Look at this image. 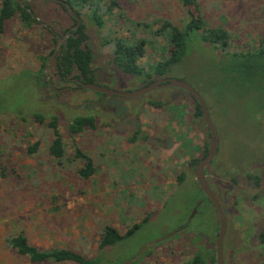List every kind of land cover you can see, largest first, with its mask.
<instances>
[{
    "label": "rangeland",
    "instance_id": "1",
    "mask_svg": "<svg viewBox=\"0 0 264 264\" xmlns=\"http://www.w3.org/2000/svg\"><path fill=\"white\" fill-rule=\"evenodd\" d=\"M114 1L113 17L104 16L103 27L82 11L94 54V84L134 92L146 87L148 73L127 75L110 66L111 42L148 40L139 61L146 67L172 50L154 35L159 27L155 22L167 19L182 26L187 14L177 0ZM198 1L208 24L230 33L229 51L260 46L264 0ZM32 4L38 24L27 29L16 18L0 35V264H31L6 244L16 232H25L41 249L71 248L91 257L98 253L106 226L125 235L147 217L130 238L108 248L107 259L118 264H182L201 254L206 262L214 261L218 214L193 174L178 182L196 159L205 157L210 143L204 119L195 115L194 99L172 87L137 98H107L62 82L54 73L55 60L49 74L56 87L68 90L55 95L38 87L35 72L56 48L54 36L63 39L73 21L55 2ZM221 60L223 51L193 41L186 57L158 79L186 81L210 109L219 149L206 175L228 218L224 264H263L264 244L258 235L264 230V82L237 78L230 57ZM34 111L61 116L66 149L61 164L49 153L51 129L34 120ZM77 115L95 116L96 129L71 134L67 126ZM36 143L37 151L30 153ZM75 146L94 161L96 173L88 179L77 173L83 162L75 159ZM251 174L260 177L259 185Z\"/></svg>",
    "mask_w": 264,
    "mask_h": 264
},
{
    "label": "trees",
    "instance_id": "2",
    "mask_svg": "<svg viewBox=\"0 0 264 264\" xmlns=\"http://www.w3.org/2000/svg\"><path fill=\"white\" fill-rule=\"evenodd\" d=\"M35 1L36 0L25 2L24 6H22L15 0H2L0 6V35L5 32L7 23L16 18H18L22 26L27 29H31L35 24H38L40 18L32 4V2ZM62 1L67 3L80 18L83 16L82 11L85 10L87 16L91 18L92 22L95 23L97 27H103L106 24L104 16L108 15L110 19L113 17V9L117 6L114 0H109L110 4L108 0ZM177 2L185 9L187 14L186 20L182 26H177L167 19H160L155 22L159 27L154 31V35L165 39L172 47L170 54L166 58L145 67L141 65L139 61L145 56V47L149 41L145 39L129 41L124 38H116L111 42L114 45V49L111 53L109 65L127 75L142 77L143 73H148L146 77L147 86L152 84L159 77H165L172 67L179 64L188 54L190 43L195 41L208 44L215 50L223 51L222 62L227 57H230L232 60L231 62H234L233 69L238 75L237 78L246 77L251 81L253 78H256L264 82V38L261 40L258 48L251 49L247 52H231L229 51L231 45L230 33L222 27H211L208 24L202 12V5L198 0H177ZM55 3L73 21V26L65 31V34L69 31L71 33L67 39V43L63 46L64 49L56 58L55 76L62 78V80L72 76L82 82L94 83L96 74L92 66L94 54L87 43L88 35L86 26L82 21L81 25L74 30V27L77 25L76 18L69 13L64 3ZM143 27L148 28L150 25L144 24ZM53 40L57 43V36H54ZM54 50L44 59L42 70L35 72V80L38 87L47 88L51 93L59 95L51 88L45 75V67ZM77 86L81 88V85L78 84ZM260 90H264V87H261ZM194 101L197 104L195 115L203 118L200 104L195 99ZM58 103L60 107H67V105L61 104V102ZM152 106L160 107V103H152ZM32 116L36 122L40 124L46 123L51 129L53 140L49 146V153L61 164L66 156L63 135L60 131L61 116L59 113L51 112L46 114L42 111H34ZM22 119L27 120V117L24 116ZM96 120V117L92 115L73 116L71 117L67 129L71 134H79L86 129H96ZM209 144L206 145L205 156L208 153ZM38 146V143L32 145L29 148V152H36ZM74 157L76 160L83 162V165L77 170L81 178L88 179L96 173L93 159L78 146H75ZM201 160L202 159H196L193 166L189 168L192 173L189 170H185L178 176L179 184H183L192 174L193 178H195V183L198 184L196 180V166ZM249 178L255 180L256 184L259 185L260 177L258 175L251 174ZM149 218L150 217H147L143 223H146ZM143 223L136 224L125 235L121 234L113 226H106L101 234L98 253L91 257H87L71 248L52 247L49 249H41L33 245L23 231L16 232L9 236L6 239V244L19 256L27 259L31 264H108V262L109 264H118L114 262L110 256L109 259L106 258L108 248L114 247L123 240L130 238ZM258 239L261 244H264V230L259 233ZM208 261L206 262L204 260L203 255L195 254L182 264H208ZM213 263L217 264V256L214 257V261H209V264Z\"/></svg>",
    "mask_w": 264,
    "mask_h": 264
},
{
    "label": "water",
    "instance_id": "3",
    "mask_svg": "<svg viewBox=\"0 0 264 264\" xmlns=\"http://www.w3.org/2000/svg\"><path fill=\"white\" fill-rule=\"evenodd\" d=\"M15 1H17L22 6H24L25 2H30L31 0H15ZM47 1H55V2L64 3L62 0H47ZM64 5L66 6L69 13L77 20V25L74 27V30H76L81 25L82 20L79 16L75 14L74 10L67 3H64ZM69 33L70 32H68L66 37L70 36ZM65 44H66V41H65ZM59 46L57 47V49L59 48ZM56 53H57V50L52 54V56L50 57L45 67L46 78L48 80L49 85L52 86L53 88H54V85H53L51 76L49 74V69L51 67L52 61ZM76 82L77 84L81 85L82 89L92 90V91L102 93L107 98L112 97V96H125V97L137 98V97H142L144 95H147L150 92L157 90L159 88H163V87L178 88V89H183L184 91L189 93L200 104L204 121L206 123V126L211 136H210V144H209L208 153L196 166V180L201 190L206 195V197L212 202L218 214L220 224H219V232H218V236L216 240V256H217V264H224V241H225L227 230H228V218L225 215L216 194L211 188L207 175H206V168L209 165H211V163L214 161L218 153L219 135L212 121L211 114H210V111H209V108H208V105L205 99L186 81H179V80H172V79L155 80L152 84L147 85L146 87H143L134 92H121V91L111 90L108 88L98 86L94 83L82 82L80 80H76ZM196 211H197V208L195 209V212Z\"/></svg>",
    "mask_w": 264,
    "mask_h": 264
},
{
    "label": "flooded vegetation",
    "instance_id": "4",
    "mask_svg": "<svg viewBox=\"0 0 264 264\" xmlns=\"http://www.w3.org/2000/svg\"><path fill=\"white\" fill-rule=\"evenodd\" d=\"M69 32H70V31H69ZM67 34H68V32H67L66 34H64L63 39H59V37L56 35V36H57V45H56V48H55L54 52L57 50V53H56V55H55L53 61H54V60L56 61V58L59 56V54L61 53V51L64 49L63 46L66 45V44H65V41H66V43H67V39L69 38V37H66ZM69 34H71V33H69ZM59 45H60V46H59ZM58 46H59V48L57 49ZM54 52H53V53H54ZM53 53H52V54H53ZM51 56H52V55H51ZM53 61H52V63H53ZM51 65H52V64H51ZM51 78H52V82H53V85H54V88H53L52 86H51V88H52L57 94L61 95L63 92H65V91L68 90V87H63V88H58V87H56L57 84H56V80H55L54 76L51 77ZM59 79H60L62 82H65V83H73L74 85H76V88H75V89L78 88V86H77L78 84H77V82H76L77 79H75V78L72 77V76H70V77H66L64 80H62V78H60V77H59ZM58 91H60V92H58Z\"/></svg>",
    "mask_w": 264,
    "mask_h": 264
}]
</instances>
